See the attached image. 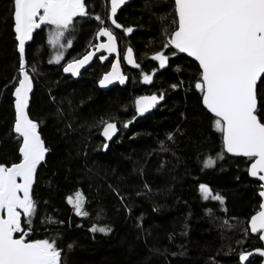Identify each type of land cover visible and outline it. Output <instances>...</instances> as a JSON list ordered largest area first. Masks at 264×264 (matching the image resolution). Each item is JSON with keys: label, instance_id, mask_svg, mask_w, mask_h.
<instances>
[{"label": "trees", "instance_id": "16d2710c", "mask_svg": "<svg viewBox=\"0 0 264 264\" xmlns=\"http://www.w3.org/2000/svg\"><path fill=\"white\" fill-rule=\"evenodd\" d=\"M85 3L89 15L77 18L73 45L59 63L48 42L51 26L35 30L25 49L33 80L29 116L39 123L49 149L33 184L37 210L31 238H56L66 264H241V252L262 246L249 229L260 209V183L248 174L249 158L225 152L215 117L194 88L197 63L162 47L175 27L173 0L132 1L117 16L120 31L110 24L109 0ZM100 27L115 33L122 57L132 48L140 65L131 69L123 63L125 82L109 90L98 83L114 57L96 59L78 79L63 70L97 42ZM129 27L133 31L126 33ZM160 51L169 56L165 68L153 59ZM150 72L152 82L145 83ZM18 78L13 0H0V163L8 166L19 162L12 132ZM259 93L264 97V84ZM147 95L164 99L138 115L135 101ZM102 121L115 122L119 131L107 149ZM209 157L215 166L205 168ZM200 184L222 195L224 203L203 199ZM77 191L84 194L87 217L77 216L67 203ZM94 224L111 231L93 233ZM68 244L74 247L69 250ZM247 264L261 259L252 257Z\"/></svg>", "mask_w": 264, "mask_h": 264}, {"label": "snow or ice", "instance_id": "6c2138e0", "mask_svg": "<svg viewBox=\"0 0 264 264\" xmlns=\"http://www.w3.org/2000/svg\"><path fill=\"white\" fill-rule=\"evenodd\" d=\"M125 3L126 0H110L108 18L116 28L123 27L117 23L116 16ZM173 3L172 24L175 27L162 47L169 51L174 48L176 51L172 55L186 53L197 62L199 71L194 88L202 95L203 106L214 114V126L223 135L224 149L227 153L249 158L248 174L264 181V97L259 93V86L264 84V0H173ZM13 15L19 78L13 93L15 120L12 132L18 143L19 162L10 166L0 163V264H66L64 250L58 246L56 238L32 239L30 235L32 218L37 210L32 196L33 184L49 149L41 138L39 123L29 116L33 80L27 70L25 45L33 39L35 30L48 25L54 29L49 35V44L60 49L70 47L72 40H67L65 45L61 43L62 39L74 29L77 18L86 17L89 12L85 0H13ZM95 20L104 23L99 15ZM124 31L131 33L133 29L129 27ZM97 36L107 37V42L96 45V51L117 52L116 37L108 27H100ZM63 55V51H58L55 62L59 63ZM94 55L89 52L82 59L69 63L64 71L78 75ZM124 58L129 64L140 67L134 60L132 48L127 49ZM153 59L164 68L169 56L160 51ZM125 79L117 60L112 64V71L99 83L106 87L113 81L123 84ZM152 79V75L143 76L145 83H151ZM179 86L171 85L173 89ZM163 99V95L138 97L135 101L137 114L143 115ZM101 123L102 135L106 140H112L118 132L117 124ZM129 124L131 121L124 127ZM168 139H173V135L169 134ZM108 147L107 143L103 145L104 149ZM217 158L223 159V154ZM215 163L216 160L209 157L204 161V167H214ZM260 188L259 196L264 198V183ZM199 190L203 199L224 203V197L213 194L209 185L200 184ZM66 199L77 216L89 215L84 209L82 192L77 191ZM260 209L251 217L250 228L252 233H261L259 238L264 240V203L260 204ZM48 222L54 221L48 218ZM90 231L107 234L111 229L94 224ZM73 247V244L67 245L69 250ZM255 251L264 256V249ZM251 255V252H241V264Z\"/></svg>", "mask_w": 264, "mask_h": 264}, {"label": "water", "instance_id": "95a60500", "mask_svg": "<svg viewBox=\"0 0 264 264\" xmlns=\"http://www.w3.org/2000/svg\"><path fill=\"white\" fill-rule=\"evenodd\" d=\"M132 1H134V0H126V3L124 4V5H122L121 7H120V9H118V11H117V16H118V14H119V12L126 6V5H128L129 3H131ZM111 8V4H110V0H109V9ZM109 15H110V12H109ZM117 16H116V19H117ZM110 20V19H109ZM117 23H118V21H117ZM110 24H111V26L115 29V30H117V31H120V30H122V27L121 28H116L115 27V25H113L112 23H111V20H110ZM114 34V33H113ZM114 36L116 37V35L114 34ZM116 40H117V52H115V53H109L106 49H100L99 51H96V48H95V46L96 45H98V44H100V43H106L107 42V37H103V40L102 41H99L98 43H96L93 47H91L87 52H85L81 57H79V58H77L76 60H79V59H82L85 55H87L89 52H94L95 53V55L92 57V59L89 61V63L88 64H86L83 68H81L80 69V71H79V74L78 75H73L72 73H70V72H65L64 71V73L66 74V75H68V76H71V77H73L74 79H78L86 70H88V68L95 62V60L96 59H98L100 56H103V55H106V56H111V57H114V63H116L117 62V60H119V64H120V72H121V74L125 77V70H124V67L122 66V63H121V59H120V57H121V52H120V47H119V43H118V39H117V37H116ZM29 41H27L26 42V45H27V43H28ZM17 43H18V41H17ZM26 45H25V49H26ZM133 50V49H132ZM126 53H127V49H126V51H125V53H124V57L126 56ZM181 54H183V55H185V56H187V57H189L186 53H181ZM133 57H134V60H135V62L137 63V60H136V57H135V53H134V51H133ZM26 58V57H25ZM189 58H191V57H189ZM192 60H194L193 58H191ZM73 61H75V60H73ZM73 61H70V62H68V63H66L65 65H64V67H66L69 63H71V62H73ZM124 61L126 62V65L129 67V68H131V69H134V68H136L134 65H132V64H129L128 62H127V60L124 58ZM197 63V62H196ZM28 66V65H27ZM166 67V66H165ZM164 67V68H165ZM63 70H64V68H63ZM112 71V68H111V70L109 71V72H111ZM109 72H107V73H109ZM105 75V74H104ZM104 75H103V77H104ZM102 77V78H103ZM101 78V79H102ZM98 85H99V87L101 88V89H103V90H109V89H111V88H114V87H116V86H119V85H121V83H119V81H113V83L112 84H110V85H108V86H106V87H101L100 86V83H98ZM31 95H32V93H30V98H31ZM149 96H152V95H147V96H142V97H149ZM158 96V95H157ZM29 102H30V99H29ZM161 102H162V100H160L157 104H156V106L155 107H157V106H159L160 104H161ZM155 107H153V108H150L147 112H150V111H152ZM207 110V109H206ZM208 111V110H207ZM147 112H145V113H147ZM209 112V111H208ZM210 113V112H209ZM210 114H212V113H210ZM213 116H214V114H212ZM102 132H103V130H102ZM118 133H119V131L117 132V134L112 138V140H106V138L103 136V138H104V140H105V142L107 143V144H109V143H111L117 136H118ZM41 135V134H40ZM41 138H42V135H41ZM224 146V145H223ZM225 150V149H224ZM225 152H226V150H225ZM48 153V152H47ZM47 153H46V156H47ZM227 153V152H226ZM227 154H229L230 156H235V157H243V156H237V155H234V154H231V153H227ZM46 156H45V158H46ZM243 158H246V157H243ZM250 166H251V163L249 164V167H248V169L250 168ZM250 176V175H249ZM250 178L251 179H253V180H255V181H258L260 184L261 183H264V181H259V179H258V177H251L250 176ZM261 191V189L259 190V192ZM259 194V193H258ZM260 199H261V203H264V198H262V197H260ZM261 209H259L258 211H260ZM257 211V212H258ZM256 212V213H257ZM255 213V214H256ZM254 214V215H255ZM250 221H251V218H250V220H249V229H250V232H251V228H250ZM251 234H253V235H259V237H260V235H261V233H252L251 232ZM261 240V239H260ZM261 242H262V247H259V248H255V249H252V250H250V251H247V252H251L252 253V255L248 258V260L247 261H244L243 262V264H247L248 263V261L252 258V257H259L260 259H261V264H264V256H261L258 252H256L255 250L256 249H264V240H261Z\"/></svg>", "mask_w": 264, "mask_h": 264}, {"label": "rangeland", "instance_id": "374dc122", "mask_svg": "<svg viewBox=\"0 0 264 264\" xmlns=\"http://www.w3.org/2000/svg\"><path fill=\"white\" fill-rule=\"evenodd\" d=\"M54 29H53V27L51 26L50 27V29H49V35L51 34V32L53 31ZM73 31H74V29L73 30H71L69 33H66L65 34V37L62 39V41H61V43H64L65 45L67 44V40H72V44H71V46L69 47V46H66V47H64L63 49H60L59 48V46H53V45H51V47H52V50H53V55H54V57L56 56V54H57V52L58 51H63V53H64V55H63V57L65 56V54L67 53V51L72 47V45H73V39H74V35H73ZM54 61H55V59H53ZM153 73L154 72H152V73H150V74H148V75H152V77H153Z\"/></svg>", "mask_w": 264, "mask_h": 264}, {"label": "flooded vegetation", "instance_id": "af4514ba", "mask_svg": "<svg viewBox=\"0 0 264 264\" xmlns=\"http://www.w3.org/2000/svg\"><path fill=\"white\" fill-rule=\"evenodd\" d=\"M113 29H114V28H113ZM110 30H111V29H110ZM111 31H112V30H111ZM112 32H113V31H112ZM113 33H114V32H113ZM114 34H115V33H114ZM97 39H98V40H97L96 43H98L99 41H102V40H103V37H98ZM96 43H94L91 47H93ZM91 47H90V48H91ZM90 48H89V49H90ZM103 56H104V57H108V56H106V55H103ZM100 57H101V56H100ZM100 57H99L98 59H100ZM120 59H121L122 66H123V63L126 64V62L124 61V54H123V57H122V56L120 57ZM123 67H124V66H123ZM124 70H125V69H124ZM150 73H152V72H150ZM125 77H126V75H125ZM117 127H118V126H117ZM261 247H262V246H261Z\"/></svg>", "mask_w": 264, "mask_h": 264}, {"label": "bare ground", "instance_id": "6f19581e", "mask_svg": "<svg viewBox=\"0 0 264 264\" xmlns=\"http://www.w3.org/2000/svg\"><path fill=\"white\" fill-rule=\"evenodd\" d=\"M30 70V69H29Z\"/></svg>", "mask_w": 264, "mask_h": 264}]
</instances>
